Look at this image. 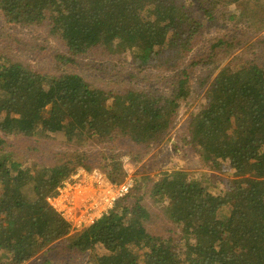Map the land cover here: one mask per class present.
Returning <instances> with one entry per match:
<instances>
[{"label":"trees","instance_id":"16d2710c","mask_svg":"<svg viewBox=\"0 0 264 264\" xmlns=\"http://www.w3.org/2000/svg\"><path fill=\"white\" fill-rule=\"evenodd\" d=\"M207 1L243 6L253 22L258 19L251 6L264 4ZM0 12L11 24L48 22L71 58L95 47L131 50L140 67L166 51L180 60L201 27L182 0H0ZM188 73V67L181 69L171 95L134 88L116 92L92 87L77 73H43L0 54V264H24L70 234L71 224L47 197L76 166L69 159L31 173L3 152L5 136L62 133L69 142L125 136L153 145L189 100L188 76L180 77ZM205 100L189 116L190 129L181 138L201 156L206 177L176 170L149 187L161 215L184 234L182 247L173 243L177 233L147 229L148 188L138 179L108 214L70 239V249L90 253L84 264H264V67L255 58H235L206 86ZM105 157L113 163L110 179L120 182L124 173L114 171L121 161Z\"/></svg>","mask_w":264,"mask_h":264},{"label":"rangeland","instance_id":"374dc122","mask_svg":"<svg viewBox=\"0 0 264 264\" xmlns=\"http://www.w3.org/2000/svg\"><path fill=\"white\" fill-rule=\"evenodd\" d=\"M182 3L193 11L201 24L194 37L192 49L180 60L167 56L166 51L165 54L157 56L154 63L142 67L134 61V53L131 50L120 54L112 53L106 48L95 47L71 58L63 40L57 34L51 33L48 22L29 26L11 24L0 12V54L10 61L26 63L39 72L77 73L92 87L115 89L116 92L134 88L171 95L176 90L181 69L188 67L189 73L180 77L188 76L186 86L188 87V80L191 86L189 100L182 102L170 129L153 145L137 144L125 136L101 142L88 136L81 141L69 142L62 133L41 132L35 136L6 135V144L3 148V152L9 153L10 159L34 174L45 167H52L70 159L72 164L76 165L74 171L80 168L88 172L100 169L104 177L112 183H122L130 176L134 179L132 189L137 180L141 179L139 183H144L145 189L148 188L143 196L145 204L150 206L151 219L147 223V229L156 235L167 236L173 232L177 233L173 243L178 248L185 242L184 234L173 222L161 215V206L159 203L153 204L149 187L165 172L176 170L187 171L190 177L200 178L202 175L206 177L207 170L201 156L181 138L182 133L190 129L189 116L205 103L206 86L222 68L231 67L235 58H255L264 67V4L251 6L252 14L255 12L258 19L253 22V17L244 11L243 6L227 4L212 6L207 0H182ZM204 9H211V14H205ZM214 44L216 46H213ZM60 55H66L73 60H59ZM110 154L122 163L117 168L118 173L114 171L116 175L121 171L124 173L120 182L112 181L109 177L113 163L108 160L107 162L105 156ZM224 175L227 183L229 175ZM67 179L68 177L64 178L59 186ZM73 182L72 179L70 184ZM58 187L54 194L56 197L61 194ZM74 191V188L67 186L60 200L48 202L51 206L57 205L58 202L63 203L65 194L70 200L72 196L73 204L69 203L68 206L62 204L64 213L72 220L66 218L71 224L70 234L24 264H44L46 260L47 264L86 263L89 252L81 253L68 247L70 239H74L77 233L91 225L75 226L82 214L80 206L83 205V199L88 193L82 191L73 193ZM99 251V248L96 249V252Z\"/></svg>","mask_w":264,"mask_h":264},{"label":"built area","instance_id":"2783aa9c","mask_svg":"<svg viewBox=\"0 0 264 264\" xmlns=\"http://www.w3.org/2000/svg\"><path fill=\"white\" fill-rule=\"evenodd\" d=\"M74 180L73 183L70 182ZM134 185V179L132 177H127L122 183H112L104 177L100 169H95L92 172L80 168L77 171H74L67 179L63 185L58 187V191L61 193L58 197L51 195L47 197L49 203L54 200H60L63 195V191L67 186H71L75 189L73 193L77 191L87 192L86 198L83 199V205L80 206L82 212L81 217L78 220L77 225L82 224H93L98 219L108 214L110 210L115 206L117 201L125 197L132 189ZM64 201H67L64 203ZM63 203L58 202L57 205H52L59 214L65 219L68 217L66 215L64 207L62 204L68 206L69 203H74V200L71 196V200L67 198V195H64ZM67 220V219H66ZM71 220V219H70ZM72 221V220H71Z\"/></svg>","mask_w":264,"mask_h":264}]
</instances>
